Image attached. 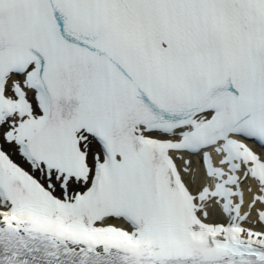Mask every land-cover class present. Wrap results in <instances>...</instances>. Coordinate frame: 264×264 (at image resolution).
Here are the masks:
<instances>
[{"label": "snow or ice", "instance_id": "6c2138e0", "mask_svg": "<svg viewBox=\"0 0 264 264\" xmlns=\"http://www.w3.org/2000/svg\"><path fill=\"white\" fill-rule=\"evenodd\" d=\"M249 143L264 0H0V264H264Z\"/></svg>", "mask_w": 264, "mask_h": 264}, {"label": "bare ground", "instance_id": "6f19581e", "mask_svg": "<svg viewBox=\"0 0 264 264\" xmlns=\"http://www.w3.org/2000/svg\"><path fill=\"white\" fill-rule=\"evenodd\" d=\"M249 147L251 149H253L250 145ZM254 151V150H253ZM209 152L212 155V164L214 167H222L219 163L220 159L222 158L221 156L216 155L214 152H212L211 150H209ZM256 153L260 156L259 152L256 151ZM186 159V157H184ZM194 157H192L193 159ZM261 158V157H260ZM262 160V159H261ZM263 161V160H262ZM176 164L182 168L183 167V163L181 160H176ZM192 166V165H191ZM224 170L227 171V167L223 166ZM193 168V167H192ZM238 175H242V171L241 173H238ZM185 181H188V177H184ZM207 182V183H206ZM215 183V181L209 179L205 174L198 176V182L197 185L194 184H189V187L194 191L193 193L195 194L202 186L204 185H208L209 187L213 186ZM251 189V191H249L248 189ZM241 191H243L244 193V206L242 207V213L245 211H248V204L251 202L253 196L259 195V191L257 188V185L255 183V181L251 180V179H247L245 180L242 185H241ZM234 202H235V198H234ZM218 206L214 207V209L212 210L211 216H214L216 218H218L219 220L222 221H226L225 216L223 215V213L218 211ZM257 210H264V205H260L259 203H257L252 211L251 214L249 216L248 221H246L243 226L244 227H248V228H252L253 231H260V232H264V224H261L258 220V216H257ZM214 213V215H212Z\"/></svg>", "mask_w": 264, "mask_h": 264}, {"label": "rangeland", "instance_id": "374dc122", "mask_svg": "<svg viewBox=\"0 0 264 264\" xmlns=\"http://www.w3.org/2000/svg\"><path fill=\"white\" fill-rule=\"evenodd\" d=\"M193 157L194 158L192 159V167H194L193 169L196 170L197 176H201L203 173H202L200 162L195 155Z\"/></svg>", "mask_w": 264, "mask_h": 264}]
</instances>
